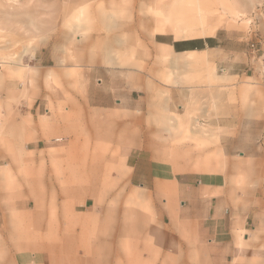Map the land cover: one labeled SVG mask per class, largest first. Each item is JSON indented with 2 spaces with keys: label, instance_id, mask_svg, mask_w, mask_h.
<instances>
[{
  "label": "rangeland",
  "instance_id": "rangeland-1",
  "mask_svg": "<svg viewBox=\"0 0 264 264\" xmlns=\"http://www.w3.org/2000/svg\"><path fill=\"white\" fill-rule=\"evenodd\" d=\"M142 147L264 206V0H0V264H186L130 183Z\"/></svg>",
  "mask_w": 264,
  "mask_h": 264
},
{
  "label": "crops",
  "instance_id": "crops-1",
  "mask_svg": "<svg viewBox=\"0 0 264 264\" xmlns=\"http://www.w3.org/2000/svg\"><path fill=\"white\" fill-rule=\"evenodd\" d=\"M212 35L211 43L205 38L183 43L184 40L169 39L166 35H158L161 41L157 42L176 53L195 50L215 53L222 46L217 35ZM176 41L180 49L196 48L175 51L172 43ZM131 100L132 95L126 99V106ZM94 103L105 107L99 101ZM125 163L131 185L149 191L153 199L162 201V208L156 211L160 226L155 230L157 238L163 249L178 250L180 262L247 264L259 254L258 248L264 247V206L256 207V199L252 203L250 197L240 198L239 193L235 197L236 190L221 173L177 170L171 162L154 158L143 147L130 150ZM53 261V256L42 252L20 253L16 257L18 264H52Z\"/></svg>",
  "mask_w": 264,
  "mask_h": 264
},
{
  "label": "trees",
  "instance_id": "trees-1",
  "mask_svg": "<svg viewBox=\"0 0 264 264\" xmlns=\"http://www.w3.org/2000/svg\"><path fill=\"white\" fill-rule=\"evenodd\" d=\"M198 40H201V39H198ZM205 40H206L208 43H211V38H210V37L205 38ZM157 41H161V37L157 36ZM190 41H192V40H184V41H182V42H183V43H189ZM162 42H166V41H163V40H162ZM172 44H173V46H174L175 51L191 50V49H195V48H196V47H192V48H183V49H180V48H178V46H177V44H178L177 41H176V42H173ZM209 46H212V45L209 44ZM197 48H198V49H201L202 46H198Z\"/></svg>",
  "mask_w": 264,
  "mask_h": 264
},
{
  "label": "bare ground",
  "instance_id": "bare-ground-1",
  "mask_svg": "<svg viewBox=\"0 0 264 264\" xmlns=\"http://www.w3.org/2000/svg\"><path fill=\"white\" fill-rule=\"evenodd\" d=\"M179 5V4H178ZM181 7V6H180ZM182 8V7H181ZM196 9H198V6H197V8ZM223 12H222V16H223V14L224 15H228V14H233V15H235V16H238L239 14V12H235V11H233V10H230V9H228V8H226V7H224L223 9ZM180 13V12H179ZM187 14V13H186ZM183 15H185V14H183ZM188 15V14H187ZM184 22H186V21H184ZM162 29H159V31H161ZM207 32H211V31H207ZM211 34V33H210Z\"/></svg>",
  "mask_w": 264,
  "mask_h": 264
}]
</instances>
